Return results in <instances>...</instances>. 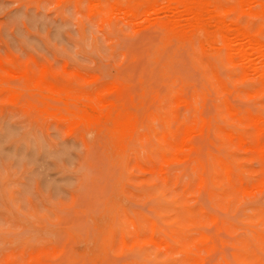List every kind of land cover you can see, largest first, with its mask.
I'll return each instance as SVG.
<instances>
[{
    "label": "rangeland",
    "instance_id": "rangeland-1",
    "mask_svg": "<svg viewBox=\"0 0 264 264\" xmlns=\"http://www.w3.org/2000/svg\"><path fill=\"white\" fill-rule=\"evenodd\" d=\"M116 1L0 0V264H264V93L201 41H164L177 4L133 0L156 7L131 22Z\"/></svg>",
    "mask_w": 264,
    "mask_h": 264
},
{
    "label": "bare ground",
    "instance_id": "bare-ground-1",
    "mask_svg": "<svg viewBox=\"0 0 264 264\" xmlns=\"http://www.w3.org/2000/svg\"><path fill=\"white\" fill-rule=\"evenodd\" d=\"M113 1L115 2V0H113ZM125 1H126L125 3L128 4V9H129L127 11L126 15L129 17V19L131 18L130 19L131 22H132V18H135L140 13V11H142L143 9H146V10H144V14L146 15L153 8L155 9V7H156V6L153 7V5L151 6V3H146L147 1L143 2V3H138V4H136V2L134 3L133 0H125ZM116 2H117V7L118 6L120 7L121 1L118 0ZM92 3H93V5H92ZM92 3H91V6H93V8L97 12L104 13L105 11H107L105 8V5H104V7H103V5H101L102 2L99 4L98 3L95 4L94 2H92ZM112 3H111V5L114 6ZM169 3L170 4H177V6L175 5V7L171 6V5H170L171 7L169 6L170 7V13H171L169 15H171V16L166 17L164 19L166 21H164L163 19L159 23L156 21L157 25L155 23L156 27L158 26V28L165 33L164 37L167 40H164V41H168L169 39H175V40H178L180 42L190 43L192 46L194 45L196 40L201 41V43H202L201 48H203L204 50L210 51L211 57L217 63H219V65L221 64V66L226 68L224 63H223L224 61H226L231 67H239L241 69L242 76L241 77L239 76L240 78L238 80L241 82L246 81L247 79L254 80L259 85L258 93H264V40L260 37V35L254 34L253 30L250 28L251 26L249 27L248 25L245 26V25L240 24L239 20L241 19V17L238 18L237 20H234V21L228 20V17H230L229 15H231L230 13L237 11V10H239L241 12V15H248L250 17H258V18H261L264 20V0H237L236 5L232 6V7L229 5H226L223 2V0H169ZM132 4L134 6H131ZM108 7H109V5H108ZM114 7H116V6H114ZM109 8L112 9L111 7H109ZM116 8H113V9H116ZM94 9L91 11L93 12ZM165 9H166V7L164 9H162V7H161L160 10H165ZM93 13L96 14L95 12H93ZM136 21H138V20H136ZM183 23H185V26H183ZM132 26H133V24H132ZM211 27H213L214 30H211ZM260 31H261V29L259 30V32ZM168 43H166V44H168ZM186 43H185V46H186ZM219 43L222 45L221 47H220V45L218 46ZM180 44H182V43H180ZM206 44L208 45L209 49L206 47ZM218 47H220V48H218ZM195 50H197V49L195 48ZM208 58H210V57H208ZM212 58H211V60H212ZM204 61H206V60H204ZM208 68L211 71L212 77H213V82H211L209 84V86L212 89L215 88L216 93L217 92L219 93L218 94L219 98L217 100H219V101L224 100L223 101L224 105H225L224 108H226V111H228V113L231 116L236 118L237 116L235 114L236 113L235 110H232V108L230 107V104H229V99L227 97H225V94L228 93L226 83L224 81H222L221 75H218L219 72H218V74L215 72L214 66L211 67L210 64H208ZM226 69L230 72L229 74H227V76H229V78H230V74L233 72V70L229 69V68H226ZM225 78H227V77H225ZM3 88L5 89V87H3ZM14 88H16V87H14ZM206 88H208V87H205V89ZM6 91L9 93L15 92L12 88L7 89ZM206 91L207 90L201 91L202 92L201 95L198 93V96L200 95L201 98H204L206 96ZM251 94H253V93H251ZM182 98H180V99H182ZM184 99L186 100V98H184ZM52 102H53V100H52ZM71 105H72V103H69L67 101L65 102V106L67 108L66 112L67 111L69 112V113L67 112V115L71 114L73 117H76L75 116L76 113H84V112L87 115H91V116H95V117H98L100 115V112L98 113V112L92 111V108L88 105H87L88 107L81 105L80 108L76 109V110H72ZM187 107L189 108L190 111L193 112V116H194V120H195L194 125H193V123L191 124L192 128H193L192 131L194 133H196V131L199 129L198 127H200L202 129V131L204 129H206V127L209 123L204 119L203 111L198 107V105L196 103H194L193 101H191L188 103ZM104 108H106V107H104ZM252 115H253V113H252ZM80 116H78V117H80ZM262 116H263V114H262ZM263 118L264 117L261 118L260 116H257L256 119L257 120L262 119V122L259 124V126H254V127H256L258 129V132L260 135L264 136V125H263L264 119ZM257 120L255 122L252 120L253 123H255L254 125H257L259 123V121H257ZM86 123L87 122H85V124ZM218 125H220V124H218ZM213 126L214 125H212V127ZM224 126H226V125H224ZM212 127L210 126L211 129H212ZM215 129L220 130L222 133H225V134L227 133V131H223L220 126H217ZM183 130H184V135H186L188 133V131L190 130V125H185ZM235 130H237V129H235ZM151 133H153V132L151 131ZM210 133H211V130H210ZM170 135H171V132H165L164 137L168 138V137H170ZM232 136L233 135L231 134V137ZM257 137H259V136H257ZM187 138L188 137H186V139ZM181 140H183V139H181ZM181 144L182 143H180V145ZM185 144H186V140H185V142H183V145H181L180 147L175 146V149L179 150ZM185 148H187V146ZM188 148H190L189 151L193 150L192 149L193 146H189ZM177 155H180V154L177 153ZM189 158L187 157L186 159H189ZM221 163L222 162H220V164ZM220 168L222 169V167H220ZM227 168H229V167H227ZM227 170L229 171V169H227ZM226 180H227V178H226ZM201 182H202V180H201ZM152 225H153V223H152ZM259 231L256 232L258 236H260V234H258ZM205 238H207V237H205Z\"/></svg>",
    "mask_w": 264,
    "mask_h": 264
}]
</instances>
